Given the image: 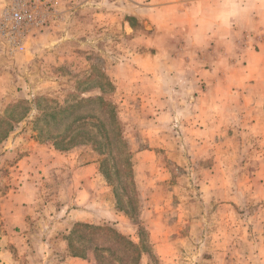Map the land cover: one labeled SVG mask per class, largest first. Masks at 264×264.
<instances>
[{"label": "rangeland", "instance_id": "374dc122", "mask_svg": "<svg viewBox=\"0 0 264 264\" xmlns=\"http://www.w3.org/2000/svg\"><path fill=\"white\" fill-rule=\"evenodd\" d=\"M55 6L24 52L0 40V264H264V0ZM50 143L97 158L87 224L137 260L48 208Z\"/></svg>", "mask_w": 264, "mask_h": 264}, {"label": "crops", "instance_id": "0c3cea01", "mask_svg": "<svg viewBox=\"0 0 264 264\" xmlns=\"http://www.w3.org/2000/svg\"><path fill=\"white\" fill-rule=\"evenodd\" d=\"M259 21L260 20L257 22ZM216 23L218 24V22ZM255 54H258L255 55V64L260 65H258L253 72L257 77L254 78L253 76L250 78L264 79V50L262 54ZM260 55L263 56V62L258 61L261 57ZM10 138V141L13 143L15 141L14 138ZM44 156L45 158L41 168L44 169L43 175L47 178L46 181L49 183V186H59L56 190L57 194L51 195V192H48V195H50L48 198V208H50V210H63L66 208L68 212H70L69 216L72 217V220L67 219L64 223L91 224L93 217H97L102 213L97 209L95 203L92 204V202H94L92 194L94 195V193L89 187L90 182L95 181L99 177V163L97 158H89L87 161L82 162V154L78 152L77 147L74 149L61 150L53 145V143L49 144L48 152L44 151ZM31 157H24V161H20V163L15 166L23 175H27L32 166L29 162V160L32 159ZM17 166H19V168H17ZM113 208H116L115 204H113ZM22 222H18L14 215L11 217V220L4 223L5 225L3 228L10 229L12 226L15 228L17 225H22ZM10 235L14 236L13 232L10 233ZM14 263L15 260H13V264Z\"/></svg>", "mask_w": 264, "mask_h": 264}, {"label": "built area", "instance_id": "2783aa9c", "mask_svg": "<svg viewBox=\"0 0 264 264\" xmlns=\"http://www.w3.org/2000/svg\"><path fill=\"white\" fill-rule=\"evenodd\" d=\"M56 13L55 0H9L0 9V40L10 53L24 52L32 33L48 27Z\"/></svg>", "mask_w": 264, "mask_h": 264}, {"label": "trees", "instance_id": "16d2710c", "mask_svg": "<svg viewBox=\"0 0 264 264\" xmlns=\"http://www.w3.org/2000/svg\"><path fill=\"white\" fill-rule=\"evenodd\" d=\"M62 112V111H61ZM61 112H57V113H61ZM56 113V114H57ZM117 126V125H116ZM119 139L123 140L122 137L120 136L119 133ZM65 138H62V140H64ZM72 139V138H71ZM70 139V140H71ZM58 142V141H57ZM56 142V143H57ZM122 143V142H121ZM59 145V144H58ZM78 227H84L90 230V233L94 234H108L112 237H114V239L118 242L121 243L125 246L126 249L130 250L132 253H135V260H137L138 258V246L132 242L130 239H128L127 237L123 236L122 234L118 233L117 231L113 230L112 228H106V227H100V226H91L88 224H84V223H77L76 224Z\"/></svg>", "mask_w": 264, "mask_h": 264}]
</instances>
